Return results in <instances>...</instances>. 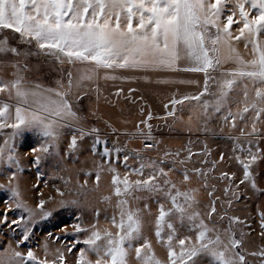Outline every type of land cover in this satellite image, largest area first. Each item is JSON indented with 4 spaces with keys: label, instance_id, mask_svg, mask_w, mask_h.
<instances>
[{
    "label": "snow or ice",
    "instance_id": "1",
    "mask_svg": "<svg viewBox=\"0 0 264 264\" xmlns=\"http://www.w3.org/2000/svg\"><path fill=\"white\" fill-rule=\"evenodd\" d=\"M234 24L238 25L235 29ZM240 41L245 49L251 45L247 56L236 47ZM40 56L45 63L69 66L66 85L63 79L56 81V87H46L25 78L26 71L43 70L42 65L27 62ZM0 67L13 69L10 79L0 76V96L4 97L0 99V129H10L0 145V176L6 177V182H0V200L6 204L0 209V226L18 236L15 245L6 241L7 246L0 247V264H68L66 252L75 255L74 264H204L205 260L207 264H249L245 233L237 238L235 230L243 223L241 217L218 209L217 203L230 207L243 194V185L264 195L258 185V179L264 183V168L260 177L255 171L264 165V0H0ZM72 68H76L75 76ZM180 72L203 73V86L195 94H173L164 105L163 117L157 118L171 117L174 123L168 127L178 122L189 131L194 124L201 130L202 124L205 132L217 120L220 133L232 143L227 161L224 152L211 159L206 143L194 152L191 141L187 147L163 152L171 159L144 156L161 141L153 135L151 106L143 96H133L137 89L129 87L125 97L133 103L140 101L143 117L131 130L81 107L89 86L99 99L101 79L152 81L155 77L157 82H174L169 74ZM216 72L219 75H212ZM210 81L215 89L210 88ZM123 91L116 88L114 95L119 97ZM183 102L194 105L189 107L187 120L176 115V106ZM89 115L96 123H89ZM69 129L73 130L65 150L69 158L77 151L101 158L94 170L84 172L86 176L94 173V186L99 187L103 172L110 173L112 191L102 199L111 203L115 197L108 218L111 227L100 226L101 209L94 207V223L65 231V236H75L74 244L50 249L46 238L42 258L31 246L26 251L20 246L32 239L36 221L51 216L52 211L43 198L35 206L23 199L20 173L24 169L15 140L27 130L44 137L38 148L31 149L37 153L31 160L40 176L45 155L64 159L58 141ZM121 135L151 142L128 149L121 146ZM89 138L91 142L86 143ZM194 155L203 159L196 161L199 166L189 168ZM129 157H135L138 165L129 163ZM225 162L234 163L239 175L235 170L218 171ZM118 163L128 171L122 173ZM173 170L181 174L179 179L171 175ZM132 174L137 178L132 179ZM213 179L227 183L218 189L210 182ZM64 182L67 186L69 180ZM87 184L85 180L76 191ZM201 189L206 190L207 203L200 199ZM218 190L226 199L216 195ZM56 191L63 196L60 188ZM152 200L157 204L155 211ZM10 209L16 211V219L9 218ZM260 217L264 229V211ZM17 228L19 233H15ZM149 231L165 249L163 257L157 254ZM80 243L84 247L73 254ZM248 255L260 257L264 264V245Z\"/></svg>",
    "mask_w": 264,
    "mask_h": 264
},
{
    "label": "rangeland",
    "instance_id": "2",
    "mask_svg": "<svg viewBox=\"0 0 264 264\" xmlns=\"http://www.w3.org/2000/svg\"><path fill=\"white\" fill-rule=\"evenodd\" d=\"M20 46V45H18ZM30 66L40 64L43 66L41 72L31 71L25 72V77L28 80H39L45 86L56 87V81L63 79L66 85V71L69 66L65 64L64 66L58 65L55 61L45 63L44 57H32L27 61ZM13 69L11 67H0V76L4 78L7 74L11 73ZM73 75L75 74L76 68H72ZM75 76V75H74ZM210 88L215 89V85L210 81ZM95 94L93 92L88 93L86 98H82L81 107L85 112L91 113L95 111L91 108L92 98ZM211 97L207 96V99ZM97 113V112H96ZM89 123H96L95 118L89 115ZM97 126L103 128V123H98ZM211 131L205 132L203 130V125L197 130L196 133H180L172 134L173 131L166 129V134L163 136L156 137L157 140L161 141L158 147L153 148L149 152L143 153L146 157H158L160 159H171V157H164L163 152L166 150H175L181 147H187L188 141H191V148L195 150L200 149L205 146V143L209 149H211L210 158L217 159L221 152L225 153L226 161L227 157L231 154L232 143L225 136L220 133V124L217 120H213L208 125ZM164 130V129H163ZM162 130V131H163ZM168 130V131H167ZM71 129L63 132L60 140L58 141L61 146L60 156L64 157L60 160L59 157L55 155H45L41 161L39 171L42 175L37 176V168L32 163L31 157L37 153H33L31 149L33 147L38 148L39 145L44 141V137L39 133H28L27 137L23 140H15L16 154L19 155L21 165L23 167V172L20 173V184L22 189L23 199L31 206L38 204L39 200L43 198L46 201V207L52 211V215L44 218L38 219L34 225V231L32 239L20 246V250L26 251L29 246H31L34 251L37 252L42 258L44 256V251L41 245L44 244L45 239L48 238L49 248L54 249L61 246H67L74 244L76 238L74 235L65 236V231L73 232L75 230V225L77 224H90L95 222V213L93 212L94 207H99L101 209V214L99 216V224L104 227H111L110 220L114 211L115 197H113L112 202L104 201L103 196L108 195L112 189L110 184V173L107 171L101 174V180L99 187H95V175H85V170L95 169L96 162L101 158L87 151H77L71 154V158L66 153L67 142L70 140L72 135ZM225 132L228 131L227 128L224 129ZM115 138V137H114ZM120 143L126 145L128 149H134L142 147L143 143H148L151 141H142L140 138L129 139L119 137ZM89 138L86 143H90ZM4 143L3 130L0 131V145ZM264 146V145H262ZM183 155V153H181ZM203 159V157L195 156L193 157V162L188 164V167L199 166L196 161ZM129 163L133 165H138V161L135 157H129ZM116 167L120 169L122 173L127 172L122 163L116 164ZM164 167H171L170 164H165ZM264 165L258 166L255 171L260 177L261 170ZM239 171L236 165L233 163L229 165L227 162L220 164L218 171ZM171 175L175 179H179L181 174L175 170L172 171ZM70 178V179H69ZM132 179H136V175H131ZM65 180H69L68 185H65ZM87 180L88 184L84 186L79 192L76 191L80 184ZM0 182H6L5 176H0ZM217 185L218 189H222L227 181L213 179L210 181ZM195 183V181H194ZM258 185L260 188H264V183L260 182L258 179ZM60 188L63 192V196L56 191ZM71 188L72 191H68ZM240 192L243 193L239 196L238 200H233L232 205H221L217 203L218 209H227L229 215L240 216L243 223L235 227L237 238H240V233H245L244 239V249L246 259L249 264H260V257L248 255V253L257 252L260 250L261 246L264 245V237L261 236V232L264 229L260 226V212L264 211V195L259 192H253L249 185H243L240 188ZM217 196H220L221 200L226 199L222 191L216 192ZM51 197L52 199H49ZM79 200V204L62 203V201L68 200ZM200 199L203 203H207L208 197L206 190L201 189ZM153 211H155L157 204L155 200L150 201ZM135 206V202H133ZM203 206V205H202ZM6 207V204L0 200V209ZM9 218L16 219V211L9 210ZM224 225H227V220L224 221ZM114 230V229H113ZM19 229H15V233H19ZM49 233L52 234L49 237ZM60 234V239H56V234ZM149 237L153 239L154 247L156 248L157 254L160 256L165 255V249L155 242V238L152 232H147ZM18 238L11 232H8L6 228L0 226V247H6V241H11L15 245V241ZM83 239V235H81ZM84 247L83 243L77 244L75 248L72 249V253H77L79 248ZM67 257L68 264H74L75 255L65 253ZM95 259V257H92ZM207 264V260L204 261Z\"/></svg>",
    "mask_w": 264,
    "mask_h": 264
},
{
    "label": "crops",
    "instance_id": "3",
    "mask_svg": "<svg viewBox=\"0 0 264 264\" xmlns=\"http://www.w3.org/2000/svg\"><path fill=\"white\" fill-rule=\"evenodd\" d=\"M236 27H238V25L234 24L233 29H235ZM236 47L239 48L240 51L246 56L248 55V52L251 49V45H249L248 49H245L243 41L237 42ZM118 74H126V73H118ZM74 75H76V71ZM169 75L172 76L174 82H164L163 79L157 82L155 77H153L152 81H145L142 79L137 81L101 79L99 81V86L101 89V92L99 93V99H97V92L93 87L89 86L86 89L87 93L93 92L95 94L92 98L91 101L92 104L90 106L92 109L95 110V112H97V115H102L105 119H112L113 123L117 127H127L129 130H131L134 127L137 120L143 119V117L139 113V108H138L140 101H136L135 103H133L132 100L125 99V97H127L128 95L127 89L131 87L137 89V91L133 93L134 97L143 96V99L147 101L148 105L151 106V109L154 113V118L150 121V123H152L153 125V134L157 138L159 136L165 135L167 133L166 129L168 128L169 130L173 131L172 134L196 133L197 125L195 124L193 125L192 130L189 131L185 125L180 124L178 122L174 124V127H168L167 125H173L174 123L173 118L171 117H168L166 120L157 117H163L164 105L167 104L170 98H172L173 94L177 92L195 94L197 91H200L203 86V78H204L203 73L180 72V73H172ZM212 75H219V72L212 73ZM10 78H11V73L7 74L6 79H10ZM32 80L41 83L39 80H35V79ZM181 80L199 81L200 83L199 84L181 83L179 82ZM46 87H50V86L48 85ZM116 88H122L124 90L119 97L114 95ZM3 98H4L3 96H0V99ZM205 99H207V96H205ZM176 107L178 109L176 115L183 116L185 120H187L189 114V107H194V105L188 106V102H183V104H178ZM121 109H123V113H121ZM125 121H127V123H125ZM198 127L201 128L202 124L199 125ZM1 130H3L4 138H5V134L10 131V129H0V131ZM28 133H38V132L34 130H27L24 135L17 137L16 140L18 139L21 141L23 138L25 139ZM122 136L123 135H121V137ZM123 138H128V137L123 136Z\"/></svg>",
    "mask_w": 264,
    "mask_h": 264
},
{
    "label": "built area",
    "instance_id": "4",
    "mask_svg": "<svg viewBox=\"0 0 264 264\" xmlns=\"http://www.w3.org/2000/svg\"><path fill=\"white\" fill-rule=\"evenodd\" d=\"M113 139H114V137H112ZM148 143H150V142H148ZM121 144V143H120ZM121 146L123 147L124 145L123 144H121Z\"/></svg>",
    "mask_w": 264,
    "mask_h": 264
}]
</instances>
